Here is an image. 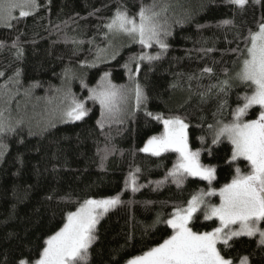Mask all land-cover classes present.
Wrapping results in <instances>:
<instances>
[{"label": "trees", "instance_id": "trees-1", "mask_svg": "<svg viewBox=\"0 0 264 264\" xmlns=\"http://www.w3.org/2000/svg\"><path fill=\"white\" fill-rule=\"evenodd\" d=\"M35 3L28 16H14L7 26H0L1 91L16 86L55 88L69 72H80L107 45L105 24L119 6L135 18L142 5L161 3L165 13L168 47L159 59L139 62L135 81L146 99L127 121L100 123L102 112L94 103L80 121L41 131L19 128L0 148V264H19L21 259L34 262L44 241L63 227L67 215L84 200L117 195L121 203L96 226L88 264H126L171 234L165 224L155 223L158 217L167 219L175 206H186L193 194L210 187L191 177L181 188L170 179L157 187L156 182L172 168L175 155L153 157L140 151L163 130L146 112L185 120L189 147L200 151L203 165L216 169L212 188L219 190L229 183L236 167L246 172L243 162L229 163L230 145L222 140L213 144L212 133L218 121L231 120L233 110L243 103L238 97L248 92L246 86L223 82L243 58L249 30H256L264 20V0H249L242 9L228 0ZM147 50L138 43L117 45L110 61L88 73L89 83L108 72L115 84H122L125 65ZM205 68L211 72H204ZM259 110L253 108L250 113L254 116ZM137 168L136 183L141 187L133 192L126 182ZM190 226L194 231H211L218 221L204 220L200 211ZM229 244V248L218 245L226 258L248 256L249 264H264V246L256 238L238 237Z\"/></svg>", "mask_w": 264, "mask_h": 264}, {"label": "snow or ice", "instance_id": "snow-or-ice-1", "mask_svg": "<svg viewBox=\"0 0 264 264\" xmlns=\"http://www.w3.org/2000/svg\"><path fill=\"white\" fill-rule=\"evenodd\" d=\"M249 0H228V3L244 8ZM259 2V0H254ZM9 4L4 11L10 16ZM21 7L35 8V0H24ZM155 5L141 6L136 17L130 16L125 8L119 6L105 24L109 34H123L142 48H149L156 44L161 53L168 45L162 39L169 35L168 31L158 20L159 13L154 11ZM28 11H21L20 16L26 17ZM225 24L229 23L224 21ZM244 58L240 62V70L236 79L250 89V94L238 97L243 101L232 112V119L227 123L217 122L213 129V144L227 139L231 144V159L247 162L248 171L235 168V175L229 183L219 190L211 187L216 179V169L200 162V151H193L189 147V125L179 116L164 118L161 115L145 114L163 125V132L152 136L140 149L141 152L153 157H160L164 153H175L176 160L163 180L157 181V187L164 185L170 179L177 188H181L189 178L206 181L210 186L207 192L200 191L193 194L186 206H175L167 219L157 218L155 223L165 224L171 230L162 243L150 247L140 255L126 261V264H249V257L226 258L218 245L229 248V241L235 237H259L258 244L264 246V20L257 24L256 30H249L245 37ZM159 55L152 56L141 53L133 57L134 61H154ZM128 65H125L127 68ZM137 63L136 71H139ZM204 72H211L205 68ZM107 73L105 77L107 78ZM227 86V81L223 82ZM137 106L146 97L140 85L134 89ZM126 92L111 83H105L99 89L89 90V99L99 103L102 116L114 119L120 112V105L126 99ZM254 106H259V113L255 119L245 120L244 117ZM87 115L84 103L72 99L63 113L68 121H79ZM212 126H210L211 128ZM4 127L0 124V132ZM130 173L126 186L133 192L138 191L135 173ZM219 196V204H210L205 196ZM121 203L120 197L114 196L104 199H86L66 217V223L44 241V247L39 258L34 262L21 259L19 264H88L89 250L96 240V226L99 220L109 210ZM203 211L204 220L218 221V226L211 231H194L190 226L197 212ZM235 226V227H233Z\"/></svg>", "mask_w": 264, "mask_h": 264}, {"label": "rangeland", "instance_id": "rangeland-1", "mask_svg": "<svg viewBox=\"0 0 264 264\" xmlns=\"http://www.w3.org/2000/svg\"><path fill=\"white\" fill-rule=\"evenodd\" d=\"M24 3V0H0V26H7L9 21L12 20L14 16H20L21 11H28L31 14L34 8L29 7H21ZM9 4H15L16 6L11 8L10 16L4 11V8ZM155 10L159 11L160 19L158 20L160 24L168 31L166 27V17L165 13L162 12L161 3H156ZM162 8V9H161ZM21 17V16H20ZM138 19V17H136ZM107 30V42L104 50L96 53L93 59L84 63L79 71H71L69 72L65 79L62 80L60 86L55 88H45L44 90L39 89H18V87H14L12 89L0 90V124L3 125L4 131L0 132V148L2 144H4V139L6 137L13 134L19 128H28L34 131L46 130L55 125H60L64 123H72L77 121H68L66 118H63L64 111L70 105L72 99H76L79 102L84 103L85 108L87 109V113L89 108L96 103L100 109L101 106L99 103L89 99V90L90 89H99L105 83H111L115 85L117 88H122L126 92V99L120 105L121 112L114 119H105L102 115L100 117V123L102 124H114L121 123L127 121L131 114L137 111L140 106H137L135 100L134 89L137 85L135 81L137 63L140 61H133L131 64L125 68V81L122 84H115V81H112L111 74L107 72V78L105 77V73H103L97 81L94 83H89L88 81V73L93 70L95 67L100 66L101 64L107 63L110 61L113 56L114 51L117 49V45L121 46L126 44H134L128 36L123 34H109ZM169 35L164 36L162 34V39L164 42L167 40ZM139 44V43H138ZM157 47L158 52H149V48ZM151 47L147 48V52L149 55L161 57V49L158 45L153 44ZM246 55V53L244 54ZM244 58V56H243ZM242 58V59H243ZM241 59V61H242ZM240 61V62H241ZM140 68V67H139ZM240 70V63L238 64L237 69L230 74L227 79V85L231 87H241L246 86L241 83L238 79H236V73ZM247 87V86H246ZM245 94H250V89ZM64 91H68L69 93H65ZM244 94V95H245ZM243 95V96H244ZM253 108H258L259 106H254ZM244 117L245 120H251L253 117H256L255 114L253 116L250 111ZM102 112V109H101ZM250 113V114H249ZM253 116V117H252ZM232 119V118H231ZM255 119V118H254ZM80 121V120H79ZM217 127V126H216ZM163 128V127H162ZM163 132V130H162ZM213 134V133H212ZM222 141L228 143L231 147V144L227 141V139H222ZM170 153V152H169ZM168 154V153H164ZM175 155L176 154L171 153ZM234 163L243 162L245 164V170L248 171L247 162L243 160L233 161ZM218 191V190H217ZM205 200L210 204H219V196H205ZM203 213V211H201ZM66 223V222H65ZM235 227V226H233ZM247 237V236H241ZM238 238V237H235ZM259 239V237H254ZM234 239V238H233Z\"/></svg>", "mask_w": 264, "mask_h": 264}]
</instances>
